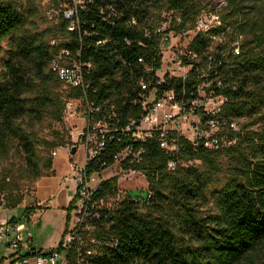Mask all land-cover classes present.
I'll use <instances>...</instances> for the list:
<instances>
[{"label":"trees","instance_id":"trees-1","mask_svg":"<svg viewBox=\"0 0 264 264\" xmlns=\"http://www.w3.org/2000/svg\"><path fill=\"white\" fill-rule=\"evenodd\" d=\"M83 1L87 9L80 12V30L71 34L72 44L54 46L47 40L51 28L34 30L36 0H26L25 6L0 0V55L4 41H10L5 67L0 69V147L8 150L11 139H18L35 176L42 175L36 147L16 122L28 112L42 118L43 111L54 104L60 106L55 117L62 119L66 103L59 96L42 92L30 98L27 93L38 90L35 77L61 82L50 64L59 49L72 46L80 51L78 58L90 61L93 68L86 91L74 88L69 98H84L86 105L100 106V111L89 114L90 121L101 120L106 129L105 147L88 162L87 171L106 170L116 155L130 148L121 166L143 172L149 183L142 196L129 192L102 212L98 252L89 260L93 264H264V10L245 13L235 0H229L228 7L218 11L220 26L196 31L199 16L214 10L204 0ZM251 1L264 4V0ZM159 11L170 13V28L163 32L157 31L154 18ZM65 25L64 20L58 23L62 34ZM171 30L193 32L186 50L199 53L212 68L202 77L201 68L192 67L185 81L167 74L160 91L174 90L181 98L189 97L197 86L212 83L208 89L227 98L221 110L209 116L221 122L224 139L218 149L205 146L204 139L194 143L170 132L179 149L169 151L161 147L158 135L137 142L123 130L129 119L139 117L140 99L156 86V70L163 59L162 33ZM236 41L239 55L233 52ZM244 118L258 128L231 129L232 121ZM223 157L227 166L221 164ZM171 160L177 163L173 171L168 167ZM52 166V158L42 165ZM222 172L228 176L224 183L220 182ZM118 180V176L102 180L98 195H118ZM209 194L213 211L202 214ZM22 200L11 195L10 204ZM34 210L27 206V216Z\"/></svg>","mask_w":264,"mask_h":264},{"label":"built area","instance_id":"built-area-1","mask_svg":"<svg viewBox=\"0 0 264 264\" xmlns=\"http://www.w3.org/2000/svg\"><path fill=\"white\" fill-rule=\"evenodd\" d=\"M50 2L55 13L59 15L57 19L66 22L65 32L61 33V40H53L51 45L57 46L60 42L72 44L71 34L80 30V12L87 9L85 2L83 0H72V3L63 0H50ZM131 22L135 23V20L133 19ZM221 24L222 19L219 12L209 10L199 16L195 30L208 31ZM157 31L163 32L162 27H158ZM214 41L218 42L220 39L216 38ZM162 45H164L163 40L161 49ZM210 50L213 51L214 47H211ZM233 52L235 55L240 54L239 41L233 44ZM162 53V67L156 70V86L149 90L143 99H140L142 110L139 117L129 119L123 130L130 133L133 140L137 142L146 141L147 138L158 135L161 147L169 151L179 149L175 139L170 138V132H177L194 143L204 139L205 146L218 149L222 146V139H224V136H221V122L209 116H215L227 98L215 95L213 90L208 89L212 84L209 81L197 86L195 93L191 92L189 97L181 98L174 90L160 91L166 78L165 75L168 74L169 77H178L185 81L191 77V68L196 67L197 69L201 68V76L204 77L209 74L212 63H204L199 53L185 50L175 52L173 62L176 67L165 68L163 49ZM78 55H80L78 49L69 45L64 46L55 53L50 67L70 91L80 88L85 92L89 85L86 80L87 75L93 68V64L90 61L79 59ZM184 57L190 61H185ZM211 59L213 60L212 56ZM139 61L143 63L144 59L139 58ZM140 84L147 87L144 81H141ZM217 85L221 87L222 83L217 81ZM181 93L185 94L184 91ZM76 99L71 98L66 102V106L71 108ZM79 99L83 101L84 98ZM83 103L85 102L83 101ZM86 107L88 110L87 125L81 131L73 134L82 140L86 150L85 155L82 164L71 163L72 175L66 177V181L70 182L68 188L75 193L73 202H80L79 206H75V219L73 222L68 220L57 246L38 248L34 245V237L26 222L3 217L2 212L6 209L5 207L10 206L12 193L0 190V264H93L89 257L98 252L97 246L100 243L98 230L101 228L99 224L102 220V212L111 209L118 198L109 194L98 195L102 180L110 178L107 176L102 180L99 179L105 170L92 173L87 171L88 162L99 155L105 147L104 133L106 129L102 128L101 120L93 123L90 121L89 114L100 111L101 107L91 104H87ZM205 115L208 117L204 118ZM230 127L234 131L239 130V120L232 121ZM97 130L101 135H98ZM66 148L70 152L72 147L67 146ZM58 149L52 151V156L58 154ZM129 154H131L130 148L123 150L115 156L116 161L112 165L120 163L121 171L119 170V173L114 176H118L122 180L132 178L138 172L133 168L125 169L121 166ZM138 154L139 152L135 156ZM168 167L169 170H175L176 161L171 160Z\"/></svg>","mask_w":264,"mask_h":264},{"label":"rangeland","instance_id":"rangeland-1","mask_svg":"<svg viewBox=\"0 0 264 264\" xmlns=\"http://www.w3.org/2000/svg\"><path fill=\"white\" fill-rule=\"evenodd\" d=\"M15 1L25 6L26 0H6ZM229 0H204V5L215 11L223 12L228 7ZM245 13L260 12L264 10V4L255 5L251 0H235ZM37 13L33 18L35 31L42 32L52 29L47 37L51 43L53 40H61V30H58V14L53 10L50 0H36ZM254 6V8H253ZM256 6V7H255ZM157 27H162L163 31L170 28V13L159 11L154 14ZM163 19H167L164 21ZM167 34V36H166ZM162 49L164 52V67H176L173 62L175 52H183L193 37V32L176 34L174 30L163 34ZM10 41H4V51L0 55V69H4L5 61L8 58ZM55 72V71H54ZM46 73H49L47 68ZM56 76L57 73L55 72ZM58 77V76H57ZM34 79V78H33ZM38 90L29 92L30 98L39 93H49L51 97L59 96L63 102L69 101L70 90L64 83L57 79L47 81L45 78L35 77ZM45 86V87H44ZM60 108L59 104H54L45 111L43 117L39 118L35 113L28 112L16 123L20 124L36 147L37 160L41 163V176L36 177L32 165L27 161V155L18 139H11L8 144V150L0 147V190H7L17 200L22 197L23 200L18 205L10 204L4 209L3 217H16L22 222L28 224L29 231L34 237V245L38 248L55 247L62 238L66 229L68 220L71 222L76 217L75 206L80 202H73L75 193L67 188L70 182L66 177L72 175L71 163L82 164L85 155V148L81 139L76 137L77 131L86 127L88 122V110L81 99H76L71 108L65 106L62 119L55 117V113ZM252 120L247 118L239 121V128L247 125L249 130H256L258 124H251ZM81 144V145H80ZM62 145V146H61ZM61 146L59 149L58 147ZM67 146H71L68 152ZM77 146V150L72 154V149ZM58 149V155L52 156V151ZM52 158L54 166L43 168L42 165ZM222 166H227L228 160L223 157ZM121 171L120 163L106 169L104 174L99 177L102 180L107 176H114ZM128 173V171H127ZM120 174H122L120 172ZM122 176V175H121ZM126 177V176H122ZM227 173L220 174V182L224 183ZM39 178V179H38ZM38 180V181H37ZM118 185L120 193L114 198H124L127 193L137 192L141 196L148 189L149 183L143 172L138 171L132 178L120 179ZM27 206H34L35 210L27 216ZM213 211V200L209 194L208 202L202 207V214H210Z\"/></svg>","mask_w":264,"mask_h":264},{"label":"water","instance_id":"water-1","mask_svg":"<svg viewBox=\"0 0 264 264\" xmlns=\"http://www.w3.org/2000/svg\"><path fill=\"white\" fill-rule=\"evenodd\" d=\"M77 150V146H74L73 149H72V154H74Z\"/></svg>","mask_w":264,"mask_h":264},{"label":"crops","instance_id":"crops-1","mask_svg":"<svg viewBox=\"0 0 264 264\" xmlns=\"http://www.w3.org/2000/svg\"><path fill=\"white\" fill-rule=\"evenodd\" d=\"M57 155H58V154H57ZM53 166H54V163H53ZM39 178H40V177H39ZM39 178H38V179H39ZM37 181H38V180H37ZM68 186H69V185H68ZM68 186H67V188H68ZM68 189H69V188H68Z\"/></svg>","mask_w":264,"mask_h":264}]
</instances>
